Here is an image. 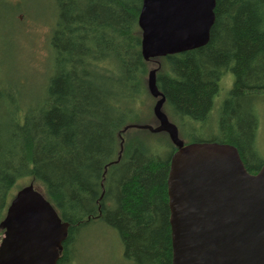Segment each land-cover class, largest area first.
<instances>
[{"label":"trees","instance_id":"1","mask_svg":"<svg viewBox=\"0 0 264 264\" xmlns=\"http://www.w3.org/2000/svg\"><path fill=\"white\" fill-rule=\"evenodd\" d=\"M46 1L53 20L40 68L27 65L29 56L20 62L14 36L4 33L0 46V223L11 191L26 181L68 224L71 240L82 242V230L100 223L116 234L127 264H170L166 182L176 148L166 133L140 128L158 126L148 74L180 139L197 137L185 144L231 145L255 174L264 164L256 147L264 0H215L206 46L148 62L142 0ZM18 6L0 0L4 28L15 27Z\"/></svg>","mask_w":264,"mask_h":264},{"label":"water","instance_id":"2","mask_svg":"<svg viewBox=\"0 0 264 264\" xmlns=\"http://www.w3.org/2000/svg\"><path fill=\"white\" fill-rule=\"evenodd\" d=\"M214 8L215 0H142L138 26L144 61L206 46ZM148 89L156 99L158 126L140 128L166 133L176 148L166 182L170 264H264V164L249 174L231 145L185 144L162 111L154 71ZM130 128L137 127L124 131ZM67 228L32 184L20 188L0 223L6 236L0 264H55Z\"/></svg>","mask_w":264,"mask_h":264},{"label":"rangeland","instance_id":"3","mask_svg":"<svg viewBox=\"0 0 264 264\" xmlns=\"http://www.w3.org/2000/svg\"><path fill=\"white\" fill-rule=\"evenodd\" d=\"M13 4H19L18 12L13 26L6 24L4 28V15L0 20V46L3 44L4 33L8 36H14L19 47L17 56L20 62L29 56L28 61L30 68H40L39 62L46 56V36L49 32V25L53 20L51 5L46 0H10ZM13 22V21H12ZM17 30V32H15ZM11 67V65H10ZM33 77V75H31ZM225 80V79H224ZM232 77L228 76L223 81L221 93L218 101L224 98L226 92L230 89ZM30 83L36 86V80L33 78ZM38 86V85H37ZM262 116L259 120V127L256 135V147L261 161H264V104L260 105ZM203 134L200 138H209ZM197 137H181L184 143L190 142ZM26 181L18 182L11 191L14 195ZM82 248L88 257L101 264H116L119 262L120 245L116 234L103 224L95 223L89 228L83 229Z\"/></svg>","mask_w":264,"mask_h":264},{"label":"flooded vegetation","instance_id":"4","mask_svg":"<svg viewBox=\"0 0 264 264\" xmlns=\"http://www.w3.org/2000/svg\"><path fill=\"white\" fill-rule=\"evenodd\" d=\"M62 222V221H61ZM64 223V222H62ZM69 233V227L64 240L61 242L60 249L56 248L57 259L55 264H101L98 261L90 259L87 253L82 248V243L75 238L71 240ZM5 229L0 230V245L5 240ZM116 264H127L121 257V252ZM171 263V261H170Z\"/></svg>","mask_w":264,"mask_h":264}]
</instances>
